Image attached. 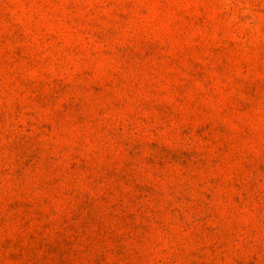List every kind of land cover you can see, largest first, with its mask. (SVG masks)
Listing matches in <instances>:
<instances>
[{
    "label": "rangeland",
    "instance_id": "374dc122",
    "mask_svg": "<svg viewBox=\"0 0 264 264\" xmlns=\"http://www.w3.org/2000/svg\"><path fill=\"white\" fill-rule=\"evenodd\" d=\"M0 264H264V0H0Z\"/></svg>",
    "mask_w": 264,
    "mask_h": 264
}]
</instances>
